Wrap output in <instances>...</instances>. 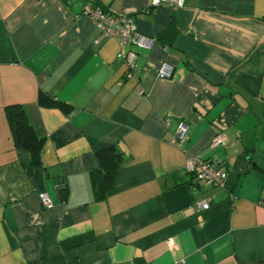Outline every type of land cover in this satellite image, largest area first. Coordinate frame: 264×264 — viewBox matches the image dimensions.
Listing matches in <instances>:
<instances>
[{
	"label": "crops",
	"instance_id": "1",
	"mask_svg": "<svg viewBox=\"0 0 264 264\" xmlns=\"http://www.w3.org/2000/svg\"><path fill=\"white\" fill-rule=\"evenodd\" d=\"M85 5L155 44L122 48ZM39 91L71 110L39 105ZM14 103L44 138L40 166L13 144ZM110 144L124 159L97 200L95 153ZM189 156L221 164L225 187L197 186ZM0 264H264V0H0Z\"/></svg>",
	"mask_w": 264,
	"mask_h": 264
},
{
	"label": "built area",
	"instance_id": "2",
	"mask_svg": "<svg viewBox=\"0 0 264 264\" xmlns=\"http://www.w3.org/2000/svg\"><path fill=\"white\" fill-rule=\"evenodd\" d=\"M150 5L159 7L162 5H173L183 7L185 0H150ZM82 14L89 18L103 34L104 37L114 36L119 40L122 48L126 45L134 46L149 50L155 44V39L141 34L133 22L131 17L124 14H112L100 7H90L85 5ZM128 66L126 77L131 78L136 75L135 56L132 52H126L123 49L117 54ZM145 69V68H143ZM173 73V66L164 62L158 71V75L162 78H170ZM187 139V125L185 122H180L178 129L171 142L178 146L182 145ZM225 138L218 132L212 139L210 145H224ZM186 169L193 176L194 183L197 186L224 188L226 181V170L223 166L212 160H202L195 156H189L186 161ZM40 199L43 207L49 208L52 202L46 193L40 194ZM212 196L208 195L195 202L196 208L206 210L210 207ZM170 245L172 243H169Z\"/></svg>",
	"mask_w": 264,
	"mask_h": 264
},
{
	"label": "trees",
	"instance_id": "3",
	"mask_svg": "<svg viewBox=\"0 0 264 264\" xmlns=\"http://www.w3.org/2000/svg\"><path fill=\"white\" fill-rule=\"evenodd\" d=\"M37 102L42 106L59 108L65 113L71 110L70 105L60 102L42 91L38 92ZM4 113L14 146L27 151L31 164L40 166L44 138L35 132L25 108L18 103L8 104L4 106ZM123 159V153L114 144L96 151V167L91 172L95 199L105 198L113 185L116 172L121 167Z\"/></svg>",
	"mask_w": 264,
	"mask_h": 264
},
{
	"label": "water",
	"instance_id": "4",
	"mask_svg": "<svg viewBox=\"0 0 264 264\" xmlns=\"http://www.w3.org/2000/svg\"><path fill=\"white\" fill-rule=\"evenodd\" d=\"M65 191H66L65 188H60V189L58 190V193H59V195H60V197H61L62 199H64V197H65Z\"/></svg>",
	"mask_w": 264,
	"mask_h": 264
}]
</instances>
